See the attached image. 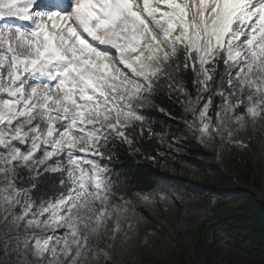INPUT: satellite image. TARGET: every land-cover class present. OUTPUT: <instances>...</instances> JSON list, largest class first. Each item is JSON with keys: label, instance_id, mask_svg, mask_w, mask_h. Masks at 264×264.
Returning <instances> with one entry per match:
<instances>
[{"label": "snow or ice", "instance_id": "obj_1", "mask_svg": "<svg viewBox=\"0 0 264 264\" xmlns=\"http://www.w3.org/2000/svg\"><path fill=\"white\" fill-rule=\"evenodd\" d=\"M164 88L201 145L247 148L264 0H0V264H116L146 207L181 206L121 167L157 135L150 109L173 116Z\"/></svg>", "mask_w": 264, "mask_h": 264}, {"label": "trees", "instance_id": "obj_2", "mask_svg": "<svg viewBox=\"0 0 264 264\" xmlns=\"http://www.w3.org/2000/svg\"><path fill=\"white\" fill-rule=\"evenodd\" d=\"M194 91L195 86L189 83ZM161 97L163 105L172 113V117L159 113L156 108L149 111L153 114L154 127L157 135L140 142L142 154L124 157L121 167L128 173L133 185L146 192L156 188L186 193L200 200L213 198L214 202L203 214L199 224L189 233L192 241V251L205 256V264H216L211 258V249L220 239L233 248H238L247 254L241 264H263L264 254V152L258 154L252 146L247 149L231 151L226 147L221 153V160L227 173L237 174L242 183L241 187L221 184L208 185L204 181H195L186 177L173 176L163 172L162 164L166 160L176 170H185L189 162L184 155L179 156L167 149L163 139L171 140L178 136V129L174 119L182 117L179 96H168V89L164 88ZM174 118V119H173ZM166 133V134H165ZM170 155H172L170 157ZM260 166H255L256 159ZM213 176L221 182L219 170H214ZM188 172V171H187ZM262 174V177H261ZM163 243L156 250L143 249L135 259L125 261L124 264H194L190 252L180 244ZM228 264H238L228 261Z\"/></svg>", "mask_w": 264, "mask_h": 264}, {"label": "rangeland", "instance_id": "obj_3", "mask_svg": "<svg viewBox=\"0 0 264 264\" xmlns=\"http://www.w3.org/2000/svg\"><path fill=\"white\" fill-rule=\"evenodd\" d=\"M193 94L195 95V88ZM180 100L182 117L178 119L173 118L176 121L174 125L179 132L176 137L179 141V146H171L173 138L167 140V138L163 139V137L160 141H162V143L164 142L167 149L171 148L176 155H184L189 165L186 167V171L183 169L178 171L169 164L171 160H169L170 162L166 160V164H162L161 166L162 171H167L173 176L186 177L199 182L204 181L208 185H217L220 183L221 186L233 185L241 187L242 183L237 178V174L234 172L229 174L225 171V166L220 156L223 149L226 147L221 148L218 140L216 142V147L201 145L197 134L190 131L187 127H183L187 121H190L191 114L185 112L182 97ZM219 102V96H214L212 98V106L210 107L209 115L214 116L216 111L215 106L218 105ZM255 128L256 130L253 133V125L249 122L248 134L251 136V139L249 140V135H245L244 139L248 141L247 148L254 146L260 155L264 152V126H262L260 122H257ZM171 156L172 155H170V157ZM254 164L256 167L260 166L258 158ZM214 170H219L218 173L221 175V182H217L214 178ZM160 190L162 189L156 188L154 191ZM167 192L170 194L176 193L177 198H179V193L172 190ZM213 202V198L200 200L192 195L185 196V198L180 201L181 206L171 207L167 211L164 210L165 205L163 203L146 207L145 213L149 217V223H142L139 229V235L126 246L120 247L118 245L116 264H124L126 260L135 259L145 248L156 250L163 243L180 244L190 252L194 264H205V256L195 254L192 251V241L189 237V233L196 228L203 214L209 209ZM210 255L216 264H228V261L241 264L247 257L245 252L229 245L225 238L218 240L213 245ZM262 258L264 264V254Z\"/></svg>", "mask_w": 264, "mask_h": 264}]
</instances>
